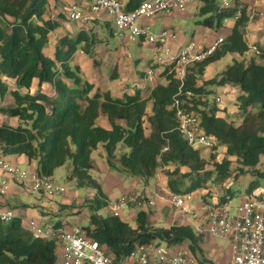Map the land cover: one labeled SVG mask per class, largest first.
Returning a JSON list of instances; mask_svg holds the SVG:
<instances>
[{
	"label": "trees",
	"instance_id": "obj_1",
	"mask_svg": "<svg viewBox=\"0 0 264 264\" xmlns=\"http://www.w3.org/2000/svg\"><path fill=\"white\" fill-rule=\"evenodd\" d=\"M48 1L0 0V98L9 93L14 98L0 110L19 122L16 126L0 124L1 153L26 156L43 176L52 177L56 168L70 163V177L76 186L95 190L88 206L89 223L84 228L115 256L125 258L139 244L165 241L188 245L203 264H215L205 255L203 235L190 224L159 226L144 210L137 211L135 225L121 216L100 214L109 202L102 183L92 174V153L102 145L107 163L115 171L149 181L162 169L171 190L192 193L209 188L211 180L221 182L231 177L235 161L238 172L255 176L248 194L262 189L253 196L264 198V183L256 178L264 181V170L257 167L264 155V46L259 59L244 57L250 48L245 32L250 19L247 6L235 0L234 7L223 8L216 0H203L200 14L204 19L198 22L205 27L220 30L239 7L242 16L213 55L187 67L181 87L180 97L187 111L199 116L203 131L216 141L211 162L202 155V148H193L179 130L173 101L181 82L171 66L164 73L168 82L157 83L148 96L138 90L122 97L94 91L95 84L72 61L80 47L94 57L92 35L82 31L76 37L66 34L52 55L45 54L51 31L57 26L51 17L44 18ZM143 1L127 0L125 5L133 10ZM229 53L239 58L200 83L207 67ZM115 72L111 77H116ZM10 80L16 85L13 89ZM44 85L49 89L44 90ZM212 85L239 87V123L220 114V107L210 102ZM35 86L38 88L33 91ZM188 91L192 95H187ZM102 116L109 127L101 124ZM217 145L226 148L218 161ZM210 163L213 169L208 168ZM229 200L230 194H226L221 202ZM60 252L54 239L34 235L19 217L0 221V264H54Z\"/></svg>",
	"mask_w": 264,
	"mask_h": 264
},
{
	"label": "built area",
	"instance_id": "obj_2",
	"mask_svg": "<svg viewBox=\"0 0 264 264\" xmlns=\"http://www.w3.org/2000/svg\"><path fill=\"white\" fill-rule=\"evenodd\" d=\"M194 0H144L138 7L128 10L122 0H93L87 9H82L76 2L67 6L66 20L87 23L95 19L102 11L109 14L114 22L116 34L128 35L130 39H144L157 47L155 57L157 63L172 67L180 80V89L173 101V107L179 119V130L195 149H212L216 141L202 129L200 118L189 113L185 100L180 97L181 87L186 79L187 67L203 61L213 55L224 43V36L218 37L208 47L191 40L184 44L177 53H171L167 42L171 35L168 29L160 33L152 31L150 26L142 24L144 18H152L160 13L185 11ZM235 0H222L223 8L234 7ZM85 7V6H82ZM242 16V9L236 11L235 19ZM54 21H65L58 15H52ZM256 55L261 54L258 45L250 46ZM149 74L154 69L148 70ZM187 95H192L191 91ZM220 102L221 97L217 96ZM0 169L3 174L10 175L18 184L28 185L32 193L43 192L49 196L66 194L68 189L51 176L40 175L37 171L23 168L6 159H0ZM10 185L8 181L0 184V193L6 194ZM165 190V189H164ZM167 201L175 212L180 213L194 229L208 232L215 237H227L232 242L231 264H264V198L248 197L239 203L234 212L227 203L221 201L205 203L200 210L195 204L192 192H176L166 189ZM165 196L149 187H141L122 194L111 205V214L122 216L125 208L143 209L146 205L155 207L158 199ZM18 217L13 209L0 211V221L9 222ZM203 220V221H202ZM29 230L37 236L54 239L61 250V259L54 264H200L188 245H173L163 241L152 244H139L125 258H119L110 253L98 240L90 237L83 225L48 224L42 226L37 220L28 222Z\"/></svg>",
	"mask_w": 264,
	"mask_h": 264
},
{
	"label": "crops",
	"instance_id": "obj_3",
	"mask_svg": "<svg viewBox=\"0 0 264 264\" xmlns=\"http://www.w3.org/2000/svg\"><path fill=\"white\" fill-rule=\"evenodd\" d=\"M74 1L75 0H49L48 1V7L46 9L45 18L48 19L52 15H59L65 21H62V22L57 21V26L55 27V29L51 31L50 41L45 47V48H48V50L44 49L47 55L53 54L56 44L59 42L60 38L66 34H70L71 36L76 37L77 35H79V33H81V31L84 32L83 30H85L87 31L89 35H92V39L95 40L93 34L89 32L88 30L93 28V32H98V34L101 32L100 34L105 35L104 27L108 25L110 29V35L121 37L123 41L122 42L123 45L121 47V56L124 59L122 61H124L125 63H121L122 62L121 60H119L118 62H115L116 77L113 79H115L114 83L116 84L117 88L120 89V91L115 96L122 97L125 93L133 94L136 90L140 91L142 96H148L150 94L151 89L157 83L166 84L168 82L167 78L164 76V73L169 66L163 65L162 62L157 63V60L155 57V50L157 46L154 43H150L144 39H136V40L130 39V37L126 34L122 36L117 35L113 19L105 11H102L99 14H97L95 19L87 23H81L79 21H75L76 27H72L69 21L66 20L67 17H66L65 11L67 10V6ZM92 1L93 0H82V2L80 3L82 6H88V4H90ZM216 1L218 2V0ZM238 1L247 6V13L250 16V19L247 25L245 26V32H246V37H247V42L249 44V47L254 44L258 45L259 48L263 47L264 46V0H238ZM122 2L126 4L127 0H122ZM218 3L221 5L222 1H219ZM203 4H204L203 0H200V3L197 4L196 7L191 8L193 9L192 11L194 12L196 11V13H200V9L203 6ZM197 9H198V12H197ZM252 10L253 11L259 10L260 15H261L260 18L258 17L256 20H253L252 13H251ZM177 12H181V11H173L170 13H160L158 15H155L152 18H144L142 20V24L150 26V28L154 31L155 30L154 28L158 26L159 23L162 21L164 25L163 26L164 29H168V27H172V20L176 16V14H178ZM189 12L191 11H188V13ZM198 21L200 20L196 21V25L199 29V32L195 31L193 32V35L197 34L196 41L200 44V46L208 47L218 37L227 36L230 33L233 25L235 24L236 19L235 17L226 19L224 21V26L218 31L211 27H205L204 25L200 24ZM202 30H205V31H202ZM104 37L106 36H102V38ZM129 42H136L141 47L148 46L150 49H152V52H153L152 56L150 57L149 60H147L144 63L147 65L146 68L142 70L137 68V66L139 65L138 63L143 59V57L140 54H138L137 57L131 56V53L129 52V50L126 49L128 47ZM187 42H189V40L186 37L182 38L176 35L174 37L172 36L169 38L167 42V47L170 49L171 53H177L179 49ZM50 45H52L51 51H49ZM48 51L49 53H47ZM246 54L244 55V57H246ZM152 59H155L156 61L155 60L152 61ZM96 60L92 59V57H90V55H88L82 49V47H80L76 51L72 59V61L75 64H79V63L82 64L83 62H87L86 71L89 77H94V76L97 77L99 75V74H96L95 69H92ZM218 61H221V60H218ZM90 68L92 69L91 72H90ZM151 68L154 69L153 74L148 73V70ZM138 76L140 77V81H137ZM131 79H135L134 83H131ZM105 84L106 82H104V84H101V85L96 84L94 91L98 89V85H100L102 89H109V87H107L108 85L107 84L105 85ZM12 85L13 83L10 82V86L12 89L16 87ZM37 88L38 87L35 86L33 88V91L37 90ZM43 88L44 90H48L49 86L44 85ZM234 88L235 87H232V86L226 87V90L230 91L228 93L229 95L228 98L230 100H233L235 98ZM13 101L10 100V102H13ZM1 106L3 105L0 104V107ZM233 113L238 114L237 105ZM0 114L6 117H9L8 114L3 113L1 110H0ZM102 118H104L103 122H102ZM0 121H3V120H0ZM7 121H9L8 118H7ZM100 122L102 125L109 127V123L106 117L102 116L100 119ZM10 123H11L10 125H12L13 123V126L18 125L19 123L18 118L15 117L14 119L10 121ZM95 153L97 154V156L94 155ZM3 158L14 164H18L19 166L23 168H28V169L37 171L35 162H30L28 158L24 155H19V156L3 155L0 151V159H3ZM92 159H93V165H94V168L92 169V171L96 170L99 172L102 167L103 168L107 167L103 163L105 161L107 162V160H106V155H105L102 145H100L97 149L93 151ZM71 168H72L71 164L66 163L56 168L55 173L57 170L61 169V172L59 173V175L61 177L66 176L67 178H69L70 173H71ZM109 176L111 177L112 175H108V177ZM128 176L130 179H128L129 181L126 180V182L122 181L121 179L120 180L116 179V183L118 184V187L115 186L116 183L113 184V186L115 187L114 188L115 190H113L112 186H107V181L109 180V178H106V179L104 178V180H102L103 182L101 181L104 192L107 196L108 202L111 203L115 199H117L119 196H121L122 194L130 192V191H134L140 187H149L151 185L150 183L152 179L154 180V183L152 184L153 188L155 187V184H156L155 177L150 179L149 181H145L142 178H139V177L136 178L129 174ZM4 181H8L10 187L6 194L0 193V211L6 210V209H13L17 213L18 217L23 221V225L27 229H29L28 222L31 219L37 220L42 226H46L48 224H62V223L72 224L68 222L67 217L63 216V213L64 212L71 213V214L78 213L79 208H77L76 206L82 205V202L84 200H86L87 198H92L95 194L94 189L93 191H90L89 194H86L83 197H79L76 191H73V192L69 191L68 194L67 193L63 195L58 194L55 196H49L43 192L32 193L27 184L16 183L10 175L3 174V171L0 169V184H2ZM141 181H143L144 183L141 184L140 183ZM75 185H76V182H75ZM110 194H112L114 197L112 200L110 199ZM246 196L247 194L243 193L241 201H243L246 198ZM205 203L206 202H202L201 200L197 199V206L199 207L200 210H203L202 207ZM129 210H130L129 211L130 214L128 218H125L124 215H122L121 217L127 221L130 218H133L134 223L133 224L131 223L132 225H135L136 214L138 210L146 211L149 214L151 221L154 224L159 225V226L168 227L173 224L189 223V221L186 220L185 217H183L180 213L175 212L174 209L171 207V205L163 200H158L155 207L146 205L143 209L132 207V208H129ZM110 214H111V209H110ZM55 216H58V217L54 218ZM201 234L203 235L202 247L205 251L206 257L209 260L213 261L215 264H231L232 256H233L231 240L227 237L212 236L206 231L201 232ZM216 238H225L227 239L228 243L224 244L223 242H217ZM60 259H61V252L59 253L58 260Z\"/></svg>",
	"mask_w": 264,
	"mask_h": 264
},
{
	"label": "rangeland",
	"instance_id": "obj_4",
	"mask_svg": "<svg viewBox=\"0 0 264 264\" xmlns=\"http://www.w3.org/2000/svg\"><path fill=\"white\" fill-rule=\"evenodd\" d=\"M75 1L78 5L81 6L82 9H84V10L87 9L86 6L82 7V5L80 3V2H82V0H75ZM194 1H193V3L190 4V6L188 7L187 10L177 12L178 14H176V16L172 20V27H168V30L170 31L171 35H175V36L178 35L182 38L186 37L189 41L190 40L196 41L197 34L193 35V32H195V31L199 32V29L196 25V21L204 19V15H201L200 13H196V11L195 12L192 11L193 9H191V8L196 7V5L200 3V0H196L195 2ZM219 1H222V0H218V2ZM188 11H191V12L188 13ZM197 12H198V9H197ZM251 13H252L253 20H256L258 17L260 18V16H261L259 10H254V11L252 10ZM58 17H60V16L58 15ZM44 18H43V20H44ZM2 23L4 24V22H2ZM69 23L72 27H76L75 21H69ZM163 26H164L163 22L161 21L159 23V25L154 28L155 33H160L164 29ZM83 31L87 33V31H85V30H83ZM88 31L91 32L95 38V40H93V42H92L94 44V47H93L94 57H92V56H90V57H92V59L98 60V62H97V60L95 61V64H94L92 69H95L96 74H99V75L97 77H95V76L89 77V75L87 74V71H86L87 62H83L82 64L79 63V65L82 69L83 76L86 79H88L89 81L93 82L95 84V87H96V84L101 85V84H104V82H106V84L108 85L107 87H109V89H102L100 87V85H98L97 90H99L100 92L101 91L102 92L103 91H109L112 95L114 94V96H115L120 91V89L117 88L116 84L114 83L115 79H113V77H111L110 75L115 70V62H118L119 60H121V61L124 60L123 57L121 56V47L123 45L122 38L115 36V35L114 36L110 35V29H109L108 25H106L104 27L105 35L100 34L101 32L99 34H98V32H93V28H91ZM202 31H205V30H202ZM102 36H106V37L102 38ZM105 38H107V39H105ZM101 39H103V40H101ZM49 48H50L49 51H51L52 45H50ZM126 49L129 50V52L131 53V56L137 57L138 54L142 55L143 59L138 63L139 64L137 66L138 69L142 70V69L147 67V65L144 63L147 60H149L150 57L152 56V54H153L152 49H150L148 46H145V47L142 46L141 47L136 42H129L128 47ZM45 50H48V48H45ZM49 51L47 53H49ZM44 52H46V51H44ZM95 53H96V55H95ZM251 57H256L257 59H259L258 55H256L250 47L249 52L246 54V59L249 60ZM234 58H239V56L235 53H229L225 57H223L221 59V61H216L214 64L210 65L207 68V70L205 71L204 76H201V78L199 79L200 83L203 82L205 79L213 77L214 75L219 73L229 63H231ZM153 60H155V59H152V61ZM121 63H125V62L122 61ZM190 67H193V66H190ZM92 69L90 68V72L92 71ZM88 72H89V70H88ZM111 80H113V81H111ZM134 80L135 79H131V83H134ZM137 81H140L139 76L137 78ZM10 82L13 83L14 86H16L12 80H10ZM226 87L227 86H225V85H212V86H210L209 88L211 89V93L209 94V100L211 103H216L220 107V114L225 115L230 121H233L235 123H239L241 121V117L238 114H234L233 112L236 109V105H237L236 97L239 94L240 89H239V87L234 88L235 89V98L233 100H230L228 98L229 95H228V92L226 90ZM217 96L221 97L220 102L216 101ZM10 100L13 101L14 98L9 93L4 98L0 99V104L3 106H8V105L13 103V102H10ZM223 105H224V107H223ZM7 118L9 121H7ZM14 118L15 117H12L10 115H9V117H6V116L0 114V120H3V121H0V123L4 122V123L11 124L10 121ZM103 121H104V118H102V122ZM12 125H13V123H12ZM201 151H202V155L204 157H206L207 159H209L210 153L213 150L211 149L210 151H207V150H204L202 148ZM215 151H216V155H217L216 159L218 161V160H221L223 158L225 151H226V148L224 145H217ZM94 155L97 156L96 153ZM210 160L212 162L213 159L210 158ZM100 163H102V162H100ZM103 163L107 167L106 168L102 167L99 172L96 170H93L92 174L97 179H99L100 182L102 180H104V178L105 179L109 178V180L107 181V186H112L113 190H115L114 189L115 187L113 186V184L116 183V179H118V180L121 179L124 182H126V180L130 179L127 173L115 171L114 169L110 168V166L107 164L106 161ZM237 166H238L237 163L234 161V163L232 164V167L234 168L235 172L231 177H229V178H227L221 182H214V180H211L208 182L209 188H201L197 192H195L194 193L195 200H196V201H194L195 204L197 205V199L201 200L202 202H207V203H215L218 201H224L225 195L230 194L231 198L228 201V206L230 208V211L234 212L236 207L241 202V198H242L243 193L247 194L245 199H247L248 196L252 197L253 195H257L262 189L256 190L253 194H248V188H249L251 182L253 181V179H255L254 174L252 172H247L246 174H242L241 172H238L236 170ZM257 167L261 170H264V155L261 156V162L258 164ZM208 168L213 169V164L210 163L208 165ZM183 171H187V168L183 167ZM60 172H61V169L57 170L56 173H54V175H53V179L56 180L58 183L64 185L68 189L67 194L69 193V191H72V192L76 191L78 193L79 197H83L86 194H89L90 191H93V189H90V188H78L75 185V182H76L75 179H72L71 177L67 178L66 176L61 177L59 175ZM108 175H112V176L108 177ZM177 177H180V176L178 175ZM256 178L259 179L262 182V184L264 183V181L261 180L260 178H258V177H256ZM155 180H156L155 181L156 182L155 187L153 188L152 184L154 183V180L152 179V181L150 183L151 185L149 186V188L154 189V191H156L157 193H161L165 196L164 199L160 198L158 200H163V201L169 203L167 201V198H166L167 193L165 192V190L168 188L170 189V187L168 186L167 177L165 176L162 169H158V172L155 176ZM140 183L143 184L144 182L141 181ZM26 184L30 185V182L27 181ZM115 186L118 187V184L116 183ZM229 188L231 190V193L228 190ZM116 191H118V190H116ZM113 198H114L113 195L110 194V199L112 200ZM89 202H90V198H87L86 200H84L82 202V205L76 206L77 208H79L78 213L71 214V213L64 212L63 216L67 217V220L70 223H78L79 225H83V226L87 225L89 223V215H90V210L88 207ZM111 203L109 202L105 207H103L99 211V213L104 215V216L110 214ZM129 211H130L129 208H125V210L123 212V215L125 218L129 217V214H130ZM57 217L58 216H55L54 218H57ZM128 221L132 224L134 223L133 218H130ZM216 241L217 242H223L224 244L228 243L227 239H225V238H216ZM161 243L164 245L163 241H161ZM198 260L200 261L201 264H203L201 262L200 258H198Z\"/></svg>",
	"mask_w": 264,
	"mask_h": 264
}]
</instances>
